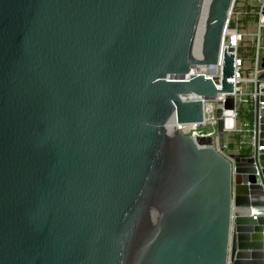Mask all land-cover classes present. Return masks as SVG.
<instances>
[{"label": "water", "instance_id": "95a60500", "mask_svg": "<svg viewBox=\"0 0 264 264\" xmlns=\"http://www.w3.org/2000/svg\"><path fill=\"white\" fill-rule=\"evenodd\" d=\"M233 3L0 0V264H264V94L227 149L233 52L188 74Z\"/></svg>", "mask_w": 264, "mask_h": 264}, {"label": "built area", "instance_id": "2783aa9c", "mask_svg": "<svg viewBox=\"0 0 264 264\" xmlns=\"http://www.w3.org/2000/svg\"><path fill=\"white\" fill-rule=\"evenodd\" d=\"M250 0H234L232 9L229 13V16L226 20V24L223 29L222 38L220 41L218 56L216 62L206 65V64H196L194 67L190 68L188 74L192 72H204L207 75H216L220 77L224 54L233 52L234 54V72L230 80L234 83L233 95H234V103L235 108L233 111V116L235 118V130L243 132L251 133V142L253 141V126L249 128H242L238 126L239 113L244 108L251 107L254 114V104L255 100L258 96L264 94V91L256 88V82L259 80L260 88L264 87V79H259V73L262 71V67L260 66V62L262 57L264 56L263 52H260V44H261V28L264 26V0H257L256 4L250 3ZM248 21H253L257 25V32L254 33L256 36V43L253 46L252 50V60L249 65H245L244 61L246 57L243 54L238 52V47L242 40L251 35V32L241 28L242 21L246 23ZM232 46L234 48L233 51L229 50V47ZM264 48V47H263ZM220 86V84L218 85ZM225 98V93H218L215 98L212 100L223 102ZM206 100L204 101L205 115L204 120L202 122V126L209 124V129L205 132V134L211 135L213 137V141L216 145L217 142V129H216V114L215 107L212 112L208 113L209 107L205 105ZM259 106L262 107L264 104L263 99H259ZM245 123V119L241 120ZM247 123V122H246ZM178 127L192 135L196 133H200L197 128L199 127L195 123L186 124V125H178ZM228 142H225V147L228 149ZM243 143L235 142V147H243L241 146Z\"/></svg>", "mask_w": 264, "mask_h": 264}, {"label": "rangeland", "instance_id": "374dc122", "mask_svg": "<svg viewBox=\"0 0 264 264\" xmlns=\"http://www.w3.org/2000/svg\"><path fill=\"white\" fill-rule=\"evenodd\" d=\"M252 4H256L257 3V0H250ZM243 26H241V28L247 30L248 32H251L252 34L251 35H248L247 38H245L244 40L241 41L240 43V46L238 47V52L240 54H243L246 59L244 61L245 65H249L251 63V54H252V50H253V46L254 44L256 43V36L254 35L255 32H257V25L255 24V22L253 21H248L246 23H244L242 21V24ZM261 44H260V52H263V47H264V26L261 28ZM252 48V50H251ZM205 105L209 107L208 109V113L212 112L214 107L216 106V101L215 100H212V99H208L206 100L205 102ZM244 115V113H242ZM244 118V116H243ZM243 120V119H242ZM245 123L241 121V119H238V126L239 127H242V128H248L249 127V122L247 121L246 117H245ZM247 122V123H246ZM209 124H206V125H203L201 127H198L197 130L202 133V132H205L209 129ZM236 131H226L225 133V142L227 141H232V143L235 141V139H233V134L235 133ZM239 142L241 141L243 143V148H248V149H251L252 145H251V133L248 131V132H245L243 130L242 132V136L241 138L238 140ZM229 147V145H228ZM235 147V142L233 144V146L231 148Z\"/></svg>", "mask_w": 264, "mask_h": 264}, {"label": "trees", "instance_id": "16d2710c", "mask_svg": "<svg viewBox=\"0 0 264 264\" xmlns=\"http://www.w3.org/2000/svg\"><path fill=\"white\" fill-rule=\"evenodd\" d=\"M252 50V48H251ZM244 113V115L242 114ZM244 116V118H243ZM247 119V121L249 122V128L251 127L252 125V120H253V111H252V108L251 107H247V108H244V110H241L240 113H239V119ZM242 136V132H239V131H236L234 134H233V139H235L234 142H239L238 140L241 138ZM234 142L232 143V141H229L228 142V145H229V148H231L234 144Z\"/></svg>", "mask_w": 264, "mask_h": 264}, {"label": "bare ground", "instance_id": "6f19581e", "mask_svg": "<svg viewBox=\"0 0 264 264\" xmlns=\"http://www.w3.org/2000/svg\"><path fill=\"white\" fill-rule=\"evenodd\" d=\"M174 122V121H173Z\"/></svg>", "mask_w": 264, "mask_h": 264}]
</instances>
